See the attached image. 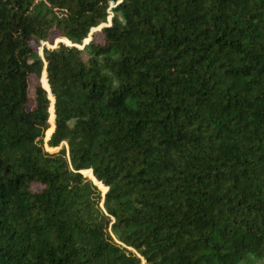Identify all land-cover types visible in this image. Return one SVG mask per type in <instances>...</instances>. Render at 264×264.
Segmentation results:
<instances>
[{
    "label": "trees",
    "instance_id": "16d2710c",
    "mask_svg": "<svg viewBox=\"0 0 264 264\" xmlns=\"http://www.w3.org/2000/svg\"><path fill=\"white\" fill-rule=\"evenodd\" d=\"M256 260L264 0H0V264Z\"/></svg>",
    "mask_w": 264,
    "mask_h": 264
},
{
    "label": "rangeland",
    "instance_id": "374dc122",
    "mask_svg": "<svg viewBox=\"0 0 264 264\" xmlns=\"http://www.w3.org/2000/svg\"><path fill=\"white\" fill-rule=\"evenodd\" d=\"M114 6V5H113ZM112 8V7H111ZM113 15H114V13L111 11V9H109V16H108V18H107V23H105V24H101V25H99L98 27H96V28H93L92 30H91V32L89 33V36H88V38H87V41H83V43L81 44V45H76L80 50H82V57H83V59H86L87 58V55H86V53L85 52H83V48H84V46L89 42V40H90V36L92 35V33L93 32H95V31H99L102 27H104V26H108V25H110V23H111V19H112V17H113ZM118 17H119V15H118ZM120 18V17H119ZM67 39H64V38H54L53 39V41L52 42H48V41H46V46H47V48H55L56 46H57V44L58 43H64V44H66V45H71V43H70V41H66ZM38 50V49H37ZM38 53H39V50H38ZM39 55L42 57V54L41 53H39ZM44 73V72H43ZM43 73H42V75H41V78L39 79V81L42 83V78H43ZM38 80L34 77V76H32L31 78H30V86H31V90L33 89V86L35 85V83L37 82ZM50 122V121H49ZM50 128H52V131H53V129H54V125L52 126L51 124H50ZM52 131H51V133H52ZM50 133V134H51ZM50 134L49 135H46V133H45V139H48L49 138V136H50ZM57 150V149H56ZM86 175H88L89 177H91V174H90V172H84ZM92 178V177H91ZM101 189H102V192H105V189L103 188V187H101V186H99ZM35 188H37L38 189V187L36 186ZM254 264H264V260H256L255 261V263Z\"/></svg>",
    "mask_w": 264,
    "mask_h": 264
},
{
    "label": "built area",
    "instance_id": "2783aa9c",
    "mask_svg": "<svg viewBox=\"0 0 264 264\" xmlns=\"http://www.w3.org/2000/svg\"><path fill=\"white\" fill-rule=\"evenodd\" d=\"M113 5L115 6L114 3H110V9H111V7H114ZM44 47L47 48V46H46V41H40L39 46L37 47V49L39 50V53L42 54V49H43ZM47 49H52V48H47Z\"/></svg>",
    "mask_w": 264,
    "mask_h": 264
},
{
    "label": "water",
    "instance_id": "95a60500",
    "mask_svg": "<svg viewBox=\"0 0 264 264\" xmlns=\"http://www.w3.org/2000/svg\"><path fill=\"white\" fill-rule=\"evenodd\" d=\"M47 82V81H46ZM48 90V89H47Z\"/></svg>",
    "mask_w": 264,
    "mask_h": 264
}]
</instances>
